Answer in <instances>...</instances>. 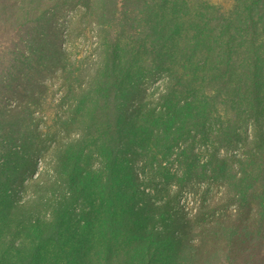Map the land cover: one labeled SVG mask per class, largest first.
<instances>
[{"label":"trees","instance_id":"obj_1","mask_svg":"<svg viewBox=\"0 0 264 264\" xmlns=\"http://www.w3.org/2000/svg\"><path fill=\"white\" fill-rule=\"evenodd\" d=\"M68 6L96 30L87 82L40 31ZM50 52L59 105L33 86L10 111ZM200 180L224 192L188 218L172 185ZM0 264H264V0H0Z\"/></svg>","mask_w":264,"mask_h":264},{"label":"rangeland","instance_id":"obj_2","mask_svg":"<svg viewBox=\"0 0 264 264\" xmlns=\"http://www.w3.org/2000/svg\"><path fill=\"white\" fill-rule=\"evenodd\" d=\"M224 4V6H230L231 0H215ZM51 22L48 21L40 31L44 33V36L53 38L57 41L59 50H67L69 53L70 64L74 67L78 63V69L83 78L88 80V77L94 72L99 63V51L96 50V30L95 27L84 19L79 20L77 18V10H74L73 7L60 8L58 10L53 9L51 12ZM50 40V39H49ZM49 59L45 63L44 60L40 58H33L31 65L33 69L29 72V77L33 80L29 88L25 91H21L17 85H13L15 92L19 90L21 94L13 93L9 100H4L7 108L10 111H14L15 108L23 104V96H29L28 90H31L33 86H47L48 90L44 93V96L48 97V93L51 92L50 100L54 101L55 104L53 107L56 108L60 103V98L62 97V82L59 80L60 70L58 68L56 56L52 52L49 53ZM60 58V56L58 57ZM71 66V68H72ZM46 67V69H45ZM39 68H44L40 71ZM82 79L83 83L81 85L86 86V82ZM85 83V84H84ZM163 80H155L145 84L143 87L139 88L134 100L129 104L126 116L128 119H131L135 114V109L142 103V101L151 94L152 92H157L162 86ZM50 94V93H49ZM49 114L46 116V118ZM44 124L41 125L43 127ZM250 133L253 131V127L249 129ZM47 134V133H46ZM222 155H231L234 153V150H221ZM139 172V161L134 162ZM38 172L41 173L42 184L45 185L50 180L47 171L44 170V164L40 163L38 165ZM173 168V167H172ZM177 166L174 165V169ZM173 169V170H174ZM176 170V169H175ZM35 174V177L39 176V173ZM143 188L145 189L146 196L145 199L148 204V208L152 207V203L161 204L163 202L162 195L159 194L158 184H148L143 183ZM173 193H179V208L181 207L182 212L187 215L188 218L193 217L197 212H199L203 203H209L211 201H217L221 194L224 192L223 186L221 187L213 181H194L193 183L185 184L181 189H177L176 182L175 185H172ZM159 189L161 187L159 186ZM34 188H30L28 192H33ZM17 201H22L24 194L22 195L21 191L18 193ZM180 210V209H179ZM181 211V210H180Z\"/></svg>","mask_w":264,"mask_h":264}]
</instances>
